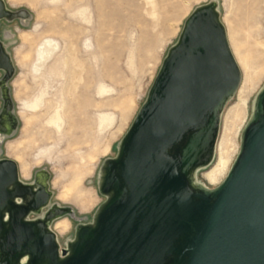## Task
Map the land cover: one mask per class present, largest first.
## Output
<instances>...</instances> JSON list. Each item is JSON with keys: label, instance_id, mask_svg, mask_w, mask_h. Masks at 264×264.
I'll return each mask as SVG.
<instances>
[{"label": "water", "instance_id": "95a60500", "mask_svg": "<svg viewBox=\"0 0 264 264\" xmlns=\"http://www.w3.org/2000/svg\"><path fill=\"white\" fill-rule=\"evenodd\" d=\"M3 17L16 15L0 0ZM0 69L6 82L14 67L1 40ZM240 79L216 4L196 7L104 163L106 200L69 248L47 226L51 207L28 218L50 201L48 173L37 171L32 189L13 159L0 158V264H264V85L223 181L208 188L193 176L214 158L220 112Z\"/></svg>", "mask_w": 264, "mask_h": 264}, {"label": "rangeland", "instance_id": "374dc122", "mask_svg": "<svg viewBox=\"0 0 264 264\" xmlns=\"http://www.w3.org/2000/svg\"><path fill=\"white\" fill-rule=\"evenodd\" d=\"M3 1L16 17L0 18V40L14 67L6 82L0 69V114L6 97L0 158L13 159L19 181L32 189L35 173H48L50 201L28 218H43L51 207L46 223L60 248L92 223L107 198L99 190L104 163L115 156L185 19L210 2L241 79L220 112L214 158L193 176L208 188L223 181L264 85V0Z\"/></svg>", "mask_w": 264, "mask_h": 264}]
</instances>
